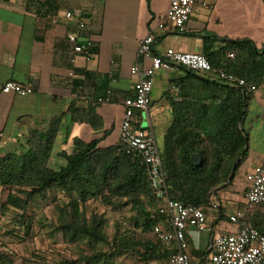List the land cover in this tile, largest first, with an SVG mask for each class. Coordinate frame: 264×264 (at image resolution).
Returning <instances> with one entry per match:
<instances>
[{
    "label": "crops",
    "instance_id": "crops-1",
    "mask_svg": "<svg viewBox=\"0 0 264 264\" xmlns=\"http://www.w3.org/2000/svg\"><path fill=\"white\" fill-rule=\"evenodd\" d=\"M168 3L169 0L0 2V87L5 82L12 81L29 85L34 91L26 97L0 93V156L19 154L22 146L24 153L29 134L44 132L50 126L56 128L54 156L63 151L71 153L77 139L86 143L98 139L100 148L117 144L124 111L122 102L133 95V79L129 69L136 62H139L141 68L148 66L147 60L136 59L138 42L146 36L156 17L165 13ZM196 3V10L186 23L183 33H177L174 29L158 33L153 45L154 53H161L166 49L180 53H202L204 38L208 36L217 39L213 50L223 46L221 39L248 40L256 48L264 45V0H196ZM238 7L239 10H244L246 18L243 21L229 19L227 26L223 18H230L228 9ZM215 8L218 17L216 24L222 28V32L207 31L212 18L211 12ZM67 11L82 12L91 23L94 58L90 62L80 59L75 66L70 63L71 49L67 36H80L75 21L61 19L57 25L50 24L51 17L62 16ZM70 70H73L75 77L68 83L66 77ZM183 76L184 72L176 68L172 72L159 71L154 77L151 104L145 115L146 128L153 130L157 144L159 139V149L173 118L165 93L171 80ZM107 90L112 93L110 104L94 106L89 103L90 97L104 96ZM248 95L247 116L242 126L248 136V153L245 158L248 168L239 179L235 174L226 188L218 187L212 192L210 206L205 211L207 230L200 234L188 232L189 255L199 264L207 262L213 234L237 231L236 225L220 227L219 224L221 221L229 223L230 216L244 209L245 175L254 166L264 163V124L259 111L260 105L264 103V84L260 83L257 91ZM156 101L158 107L153 109ZM88 110L100 120L98 130L93 129L86 120H73L77 114ZM166 117H169V124L163 126ZM256 121L260 122L261 129L254 128ZM141 122L142 114L140 124ZM84 129L88 130V140L81 136ZM103 144L109 145L102 146ZM62 164L58 162L57 165ZM152 209L154 208H147L148 211ZM153 215L150 214V217ZM138 218L139 221L144 220L142 216ZM28 228L26 227L27 230ZM140 231L141 229L137 232ZM144 238L153 245H159L151 228L145 232ZM24 245L26 252L27 245ZM0 251L5 256L4 251L7 249L2 248ZM113 264H168V260L142 262L136 256L124 255L115 258Z\"/></svg>",
    "mask_w": 264,
    "mask_h": 264
},
{
    "label": "trees",
    "instance_id": "trees-1",
    "mask_svg": "<svg viewBox=\"0 0 264 264\" xmlns=\"http://www.w3.org/2000/svg\"><path fill=\"white\" fill-rule=\"evenodd\" d=\"M215 41V37H205L200 53L210 66L243 79L247 85L258 86L264 77V45L256 48L248 40L221 39L223 46L213 50ZM179 69L184 76L170 81V85L179 89V102L173 101L168 90L165 93L173 118L160 148L164 196L205 212L210 206L212 192L232 182L247 156L248 136L242 126L249 95L206 75ZM73 120H86L93 129L100 128V120L90 110L77 114ZM55 135L56 128L50 126L44 132L30 134L24 153L0 156V188L16 189L21 194L16 196L9 192L5 208L22 212L37 198H46L48 192L62 193L67 202L57 207V230L70 242L86 238L89 246L106 247L105 251L83 256L76 262L113 264L115 258L124 255L136 256L142 262L169 260L171 251L144 238L154 224L150 214L156 212V209L148 211L147 208H157L161 202V197L151 187L146 169L126 155L119 142L100 148L98 139L88 143L77 139L71 153L63 151L54 156ZM193 155L200 157V167L193 165ZM53 158L63 160V164L52 167L50 160ZM91 199H100L113 212L131 205L136 216L144 220L136 223L133 230L121 232L120 227H116L109 240L104 234L106 223L102 217L94 216L89 221L84 218L81 208ZM262 209V206L253 208L247 215V222L264 235ZM1 260L7 264L3 255Z\"/></svg>",
    "mask_w": 264,
    "mask_h": 264
},
{
    "label": "built area",
    "instance_id": "built-area-1",
    "mask_svg": "<svg viewBox=\"0 0 264 264\" xmlns=\"http://www.w3.org/2000/svg\"><path fill=\"white\" fill-rule=\"evenodd\" d=\"M196 7V0H169L165 13L156 17L146 36L138 42L136 59L147 60L148 66L141 68L139 62H136L129 69L133 79V95L122 102L124 111L119 126V143L125 154L146 169L151 187L157 192L158 197H161L155 214L150 217L154 221L151 233L162 248L172 252L168 264H199L189 255L187 234L189 231L194 234L206 231L207 216L201 208L183 205L164 196L165 184L160 149L153 130L149 127L141 128L140 124L141 114L146 113L151 104L155 74L159 71L172 72L182 67L230 87L242 89L248 94L256 92L259 88V85H247L243 79L214 70L200 53H180L173 49L154 53L153 45L158 33L168 29L183 33ZM61 19L75 21L80 34L67 36L71 49V65H77L80 59L86 63L90 62L94 58L92 53L94 42L91 39L89 19L80 11H67L62 16L51 17L50 24L57 25ZM74 77L73 70L68 71L66 77L68 83H71ZM260 83L264 84V77ZM168 91L173 101L178 102L179 89L171 84ZM33 92L29 85L12 81H7L0 87V93L19 97L32 95ZM111 100L112 93L107 90L104 96L90 97L89 103L96 106L110 104ZM259 111L264 124V103L260 105ZM244 199L245 208L228 218L231 224L237 226V231L217 232L211 236L206 264H264V235L247 222V215L253 208L262 206L264 209V163L254 166L245 175ZM1 255L0 251V264H4Z\"/></svg>",
    "mask_w": 264,
    "mask_h": 264
},
{
    "label": "rangeland",
    "instance_id": "rangeland-1",
    "mask_svg": "<svg viewBox=\"0 0 264 264\" xmlns=\"http://www.w3.org/2000/svg\"><path fill=\"white\" fill-rule=\"evenodd\" d=\"M228 10L230 18H223L227 26L229 25V19L243 21L246 18L244 10H239V7L238 9L230 8ZM247 11L249 12V10ZM211 13L212 18L208 24L207 31L222 32V28L216 24V20L218 19L216 8ZM157 107L158 102L156 101L152 108ZM259 121L255 122V129L262 128ZM168 124L169 117L167 120L164 118L163 126ZM146 126L147 121L144 113L142 114L141 128H146ZM85 129L82 130L83 134L81 136L84 140H88L86 137V133H88L86 131L88 130ZM158 131L159 128L157 129V133ZM28 137L26 138V143ZM159 142L158 139V144ZM108 145L103 144L102 146ZM22 151H24L23 146L19 149V154ZM58 162L63 163V160L54 159L50 165L57 168L59 166L57 165ZM247 168L245 159L240 169L237 170L236 177L238 176L239 179ZM9 192H13L16 196H21L16 189L8 187L0 188V249H7V251H4L7 264H58L61 262L85 264L82 261H76H79L83 256H91L92 254L106 250L105 246L97 244L89 246L86 238L78 239L74 243L70 242L62 231L57 230V207L60 203L65 204L67 202L64 194L48 192L47 195L50 194L49 197L46 196L44 199L37 198L33 204L28 205L26 210L18 212L5 208V200ZM120 201L124 203V200ZM81 209L86 221H89L94 216L102 217L105 220L104 234L109 240L114 235L116 227H120L121 232H123L133 230L136 223L142 222L141 219L139 221V218L136 216L137 213L131 208V205H125L116 212H113L110 207L104 206L100 199H91ZM154 209H156V206ZM221 222L219 224L220 227L226 225L235 226L227 221ZM26 227H29L28 230ZM135 238L137 239L136 234ZM24 244L27 245L26 252L24 251Z\"/></svg>",
    "mask_w": 264,
    "mask_h": 264
},
{
    "label": "water",
    "instance_id": "water-1",
    "mask_svg": "<svg viewBox=\"0 0 264 264\" xmlns=\"http://www.w3.org/2000/svg\"><path fill=\"white\" fill-rule=\"evenodd\" d=\"M192 163L195 167H200L201 165V159L198 155H193L192 156Z\"/></svg>",
    "mask_w": 264,
    "mask_h": 264
}]
</instances>
